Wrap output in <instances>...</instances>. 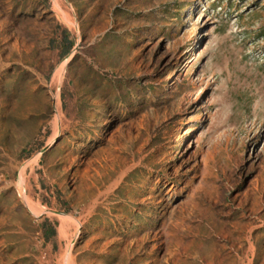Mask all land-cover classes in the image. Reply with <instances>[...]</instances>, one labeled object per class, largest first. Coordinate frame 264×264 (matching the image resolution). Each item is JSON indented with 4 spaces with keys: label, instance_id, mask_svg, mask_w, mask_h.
Returning <instances> with one entry per match:
<instances>
[{
    "label": "rangeland",
    "instance_id": "1",
    "mask_svg": "<svg viewBox=\"0 0 264 264\" xmlns=\"http://www.w3.org/2000/svg\"><path fill=\"white\" fill-rule=\"evenodd\" d=\"M70 263L264 264V0H0V264Z\"/></svg>",
    "mask_w": 264,
    "mask_h": 264
},
{
    "label": "trees",
    "instance_id": "2",
    "mask_svg": "<svg viewBox=\"0 0 264 264\" xmlns=\"http://www.w3.org/2000/svg\"><path fill=\"white\" fill-rule=\"evenodd\" d=\"M45 235L47 238L51 237L54 235V230L53 229H48L46 232H45Z\"/></svg>",
    "mask_w": 264,
    "mask_h": 264
},
{
    "label": "bare ground",
    "instance_id": "3",
    "mask_svg": "<svg viewBox=\"0 0 264 264\" xmlns=\"http://www.w3.org/2000/svg\"><path fill=\"white\" fill-rule=\"evenodd\" d=\"M71 264V263H70Z\"/></svg>",
    "mask_w": 264,
    "mask_h": 264
}]
</instances>
